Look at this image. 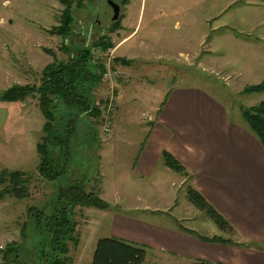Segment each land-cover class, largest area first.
Returning <instances> with one entry per match:
<instances>
[{
	"label": "rangeland",
	"instance_id": "obj_1",
	"mask_svg": "<svg viewBox=\"0 0 264 264\" xmlns=\"http://www.w3.org/2000/svg\"><path fill=\"white\" fill-rule=\"evenodd\" d=\"M109 1L120 2L92 0L84 12L75 15L74 35L67 40V48L74 50L84 43L91 46L102 36V29L104 32L109 30L112 17ZM63 8L58 0H0V96L14 85H39L46 66L66 60L67 55L61 50L65 40L49 34L52 27L58 25ZM218 12L219 8L212 0L205 3L201 0H128V4L120 9L124 28L118 37L115 33L110 37L114 44L122 37H131L119 44L112 56L109 52L101 53L105 66L103 74L109 71L110 78L102 80L96 88L99 103L108 105L109 99L113 100L112 132L103 135L102 121L84 116L83 127L79 128L76 139L73 142L64 140L65 152L60 151L56 141L48 147L58 165H64L66 170L71 168V178L80 181L85 177L86 191H94L109 204L106 210L75 208L73 220L76 226L70 234L71 240L66 243L68 253L64 264H91L99 239L115 237L124 240L112 235L115 216L186 234L187 229L193 230L201 237L222 236L204 212L188 203L184 184L172 187L168 178L164 179L161 188L155 184L156 174L165 170L162 160L151 178H138L132 172L152 127L148 117L154 114L157 118V110L174 86L203 89L228 108L230 120L246 128L242 113L264 102L263 92L246 91L252 85L240 89L245 81L243 76L239 80L228 79L226 71L203 69V62L210 63L212 56L229 53V35L251 45L252 48L245 49L247 53L260 51L245 59L264 56L263 33L259 28L251 30L253 26H249L253 24L254 16L247 21L244 12L237 8L220 16ZM96 21L99 27L94 25H97ZM220 22L230 25L214 30ZM202 33L206 38L201 42L197 38ZM185 38L187 43L183 41ZM220 41L222 47L212 52L211 46ZM46 50L55 56H50ZM114 57H120L126 63H117ZM142 57L145 62L140 60ZM115 71L121 75H114ZM35 97L27 96L22 104L0 98V109L9 110L6 127L0 133V172L4 169L26 172L29 177V194L25 199L6 197L0 201V248L17 243L21 262L27 264H35L34 257H39L42 243V237L32 234L29 220L35 219L38 210L47 212L54 195V187L37 176L39 160L35 144L42 135L43 119L38 117ZM63 119L67 120L66 116ZM65 124L60 123L57 131H61ZM88 124L95 126L96 136L90 133ZM21 141L24 152L17 155L16 148ZM14 150V155H10ZM172 177L178 180L175 174ZM186 216L191 221H183ZM116 231L141 235L123 226H117ZM190 262L186 257L148 247L143 264Z\"/></svg>",
	"mask_w": 264,
	"mask_h": 264
},
{
	"label": "crops",
	"instance_id": "obj_2",
	"mask_svg": "<svg viewBox=\"0 0 264 264\" xmlns=\"http://www.w3.org/2000/svg\"><path fill=\"white\" fill-rule=\"evenodd\" d=\"M206 1L209 0H201L202 3ZM212 1L214 6L219 8L218 16L234 8L243 11L247 21L254 16V22L249 26H253L251 30L259 28L264 40V0ZM121 21L120 30L124 28ZM96 22L97 25H94L99 27V22ZM228 25L230 24L220 22L213 29L221 30ZM120 30L115 32L116 37ZM204 34L202 33L197 40L202 42L206 38ZM129 37L131 35L122 37L116 44L110 37L114 45L113 53L117 46L123 44ZM228 37L229 53L224 56H212L210 63L203 62V69H209L210 72L226 71L228 79L239 80L243 76L245 81L243 80L244 84L240 89L262 83L264 56L245 59L244 57L257 55L260 51L247 53L245 49L252 48L251 45L232 35ZM221 38L223 41L224 36ZM187 40L183 39L186 43ZM169 44L171 43H167V46ZM220 47L222 42H215L211 46L212 52ZM114 59L121 58L114 57ZM140 60L146 61L143 57ZM198 65L200 66V61ZM211 65H214L213 68ZM234 66L241 69L234 70ZM8 117L9 110L0 109V133L5 129ZM148 118L150 122H154V126L151 127L149 136L146 137L144 146L134 163L133 174L138 178L153 177L157 164L162 160L161 151L167 150L184 167L191 178L190 185L201 192L234 229L230 233L221 231L222 236L219 237L230 239L236 245L201 242L185 232L165 230L119 216L114 217L112 235L175 256L186 257L191 261L199 259L221 264H264V149L258 141L248 132L245 125L229 119L228 108L220 100L203 89L192 86H174L159 116L155 118L153 114ZM152 118L155 120L152 121ZM20 145H23L22 141L16 148L17 155L24 152ZM1 151L2 148L0 153ZM14 152L15 150L10 152V155L13 156ZM32 154H34L33 149ZM3 165L9 167L7 164ZM173 174L178 180L172 177ZM177 174L165 166L164 171L156 174L155 184L161 188L164 179L168 178L172 187L182 186L185 177ZM183 221L189 222L191 218L186 216ZM117 226H123L132 232H140L141 235L123 231L119 233L116 231ZM213 236L217 235L206 237Z\"/></svg>",
	"mask_w": 264,
	"mask_h": 264
},
{
	"label": "trees",
	"instance_id": "obj_3",
	"mask_svg": "<svg viewBox=\"0 0 264 264\" xmlns=\"http://www.w3.org/2000/svg\"><path fill=\"white\" fill-rule=\"evenodd\" d=\"M58 2L64 8L61 11L58 25L52 27L49 34L65 40L61 50L66 53V60L53 62L46 66L40 75L39 85H14L0 96L1 100L6 102L22 104L27 96L36 95L39 117L43 119L42 135L36 143V154L39 160L37 176L54 187L52 192L54 195H52L48 211L44 213L38 210L35 219L31 215L33 219L29 220L32 234L42 237L39 257H34L35 264H64L68 253L66 243L69 239L71 240L70 234L74 232L76 226L73 220V211L76 207L98 210H106L109 207V204L100 199L94 191H86L85 177H82L80 181L71 178V168L66 170L64 165H58L48 151V147L56 141L60 151L65 152L67 146L64 140L73 142L76 139L79 128L83 127L84 116L92 120L100 119L99 111L95 106L99 99L96 95V88L102 84L101 77L105 69L100 56L102 52L114 47L110 34L120 30L121 14L117 21L110 23L109 30L104 32L102 29V36L96 43L91 46L84 43L82 47L80 45L73 50L66 46L69 37L72 38L74 35L75 15L84 12L85 6L92 0H58ZM127 3L128 0H120L117 4L121 9ZM46 52L52 57L55 56L51 51L46 50ZM114 61L126 63V60L122 59H114ZM246 91L264 92V81L247 88ZM164 103L157 110V117ZM242 115L247 123L248 132L264 149V102L253 110L244 111ZM65 116L67 120L63 119ZM62 122L66 123L65 127L57 131V127ZM151 126H154V122H151ZM88 127L91 128L90 133L96 136L95 126L88 124ZM160 157L167 168L185 177L183 184L186 186L188 203L204 212L220 231L233 232L234 229L212 207L202 193L190 185L191 178L181 163L165 149L161 151ZM28 180L26 172L2 170L0 172V201L6 197L25 199L29 194ZM186 231L201 242L236 245L230 239H223L219 236L201 237L194 231ZM147 249L146 246L115 237L99 239L95 245L91 264H143ZM21 259L22 255L17 243H9L4 248H0V264H27L26 261L21 262ZM188 264L221 263L194 259Z\"/></svg>",
	"mask_w": 264,
	"mask_h": 264
},
{
	"label": "built area",
	"instance_id": "obj_4",
	"mask_svg": "<svg viewBox=\"0 0 264 264\" xmlns=\"http://www.w3.org/2000/svg\"><path fill=\"white\" fill-rule=\"evenodd\" d=\"M113 49V48H112ZM112 49H108L106 52H109V54L112 56L113 54V50ZM114 75H121V73L119 71H115L113 73ZM110 78V72L107 71L104 74H102L101 79L103 81H107ZM112 99H109V104L106 105L104 103H99L98 101H96L95 106L99 111L100 114V120L102 121V131L101 133L103 135H107L109 133L112 132L113 126L111 123V115H112Z\"/></svg>",
	"mask_w": 264,
	"mask_h": 264
},
{
	"label": "water",
	"instance_id": "obj_5",
	"mask_svg": "<svg viewBox=\"0 0 264 264\" xmlns=\"http://www.w3.org/2000/svg\"><path fill=\"white\" fill-rule=\"evenodd\" d=\"M108 3L112 10L111 22H115L119 18L120 6L112 1H109Z\"/></svg>",
	"mask_w": 264,
	"mask_h": 264
}]
</instances>
